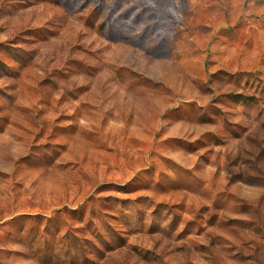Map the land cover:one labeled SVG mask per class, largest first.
Wrapping results in <instances>:
<instances>
[{"label": "rangeland", "instance_id": "374dc122", "mask_svg": "<svg viewBox=\"0 0 264 264\" xmlns=\"http://www.w3.org/2000/svg\"><path fill=\"white\" fill-rule=\"evenodd\" d=\"M0 264H264V0H0Z\"/></svg>", "mask_w": 264, "mask_h": 264}]
</instances>
